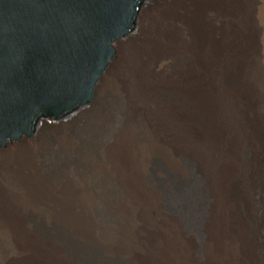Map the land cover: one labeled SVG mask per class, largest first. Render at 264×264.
Segmentation results:
<instances>
[{"label":"bare ground","instance_id":"1","mask_svg":"<svg viewBox=\"0 0 264 264\" xmlns=\"http://www.w3.org/2000/svg\"><path fill=\"white\" fill-rule=\"evenodd\" d=\"M114 57L1 156L0 264H264V0H147Z\"/></svg>","mask_w":264,"mask_h":264},{"label":"water","instance_id":"2","mask_svg":"<svg viewBox=\"0 0 264 264\" xmlns=\"http://www.w3.org/2000/svg\"><path fill=\"white\" fill-rule=\"evenodd\" d=\"M145 0H0V158L66 129L133 39Z\"/></svg>","mask_w":264,"mask_h":264},{"label":"rangeland","instance_id":"3","mask_svg":"<svg viewBox=\"0 0 264 264\" xmlns=\"http://www.w3.org/2000/svg\"><path fill=\"white\" fill-rule=\"evenodd\" d=\"M146 1H147V0H145V2H146ZM115 56H116V50H115ZM80 112H81V111H80ZM80 112H79V116H78L79 118L77 117V120H76V123H75L76 125L78 124L77 126H79V125H81L82 123H84V122H85L84 119L86 118L85 115H84L83 117L80 116V114H81ZM80 117H81V118H80ZM42 127H43V126H42ZM42 127H41V128H42ZM61 129H62V128L53 127V126H44V129H43V130H44V131H43V132H44V133H43L44 135H43V136L45 137L48 133L50 134V132H53V133H59V132H61V131L63 130V129H62V130H61Z\"/></svg>","mask_w":264,"mask_h":264}]
</instances>
